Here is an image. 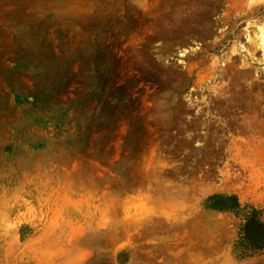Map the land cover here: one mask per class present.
<instances>
[{
    "label": "rangeland",
    "instance_id": "obj_1",
    "mask_svg": "<svg viewBox=\"0 0 264 264\" xmlns=\"http://www.w3.org/2000/svg\"><path fill=\"white\" fill-rule=\"evenodd\" d=\"M264 0H0V264H264Z\"/></svg>",
    "mask_w": 264,
    "mask_h": 264
},
{
    "label": "trees",
    "instance_id": "obj_2",
    "mask_svg": "<svg viewBox=\"0 0 264 264\" xmlns=\"http://www.w3.org/2000/svg\"><path fill=\"white\" fill-rule=\"evenodd\" d=\"M238 246L244 254L258 253L264 249V224L262 213L249 209L240 214Z\"/></svg>",
    "mask_w": 264,
    "mask_h": 264
}]
</instances>
